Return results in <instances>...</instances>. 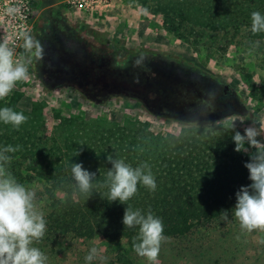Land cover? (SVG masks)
Listing matches in <instances>:
<instances>
[{
	"label": "rangeland",
	"instance_id": "rangeland-1",
	"mask_svg": "<svg viewBox=\"0 0 264 264\" xmlns=\"http://www.w3.org/2000/svg\"><path fill=\"white\" fill-rule=\"evenodd\" d=\"M27 1L34 16L23 24L22 8ZM61 1L0 0V40L10 44L15 41L17 59L30 60L29 80L18 83L10 96L0 100V108L16 99L15 111L23 112L29 118L24 124L35 128L38 135L41 130L42 135L51 137L65 120L70 123L74 118L83 122L93 118L120 122L126 117L145 122L155 133L179 135L191 126L185 119L169 118L174 112L175 100L174 88L169 86L178 83L177 79L181 77L183 82L194 80L198 85H203V81L210 85L226 82L240 97L236 107L242 113L222 118L212 125L229 127L234 121L235 128L244 134L254 119H264V36L259 33L258 38H253L249 27L234 31L229 29L230 26H224L226 22L219 23L222 0H115L102 11L76 8L67 11ZM50 6L61 15L64 23L71 22L76 41L86 51L81 67L92 70L93 79L100 77L99 84L89 85L84 90L75 83L60 88L54 81L46 79L50 74L46 55L54 47H68L70 42L55 27L48 28L50 34L44 31L42 23ZM183 14L189 18L183 19ZM206 19L213 20L211 27H203ZM173 23L179 24L181 31L190 32L188 40L177 36ZM198 29L204 30V34H200V30L196 32ZM22 33L41 41L45 48L43 59L26 56ZM114 48L131 52L149 48L167 56L134 57L124 68L116 65L122 57ZM168 55L176 59L168 58ZM91 60H95V64L92 65ZM137 60L141 61L139 65ZM183 62L205 70L211 76L205 77L198 69L185 67ZM104 83L114 91L104 90ZM178 115H183V111ZM255 126L259 127V124ZM10 129L15 128L11 126ZM5 130L7 128L0 127V132ZM257 138L264 141V136ZM245 146L249 151L253 149L248 144ZM11 166L6 167L12 174L17 173V167ZM19 172L23 176H35L32 180L16 179L36 192L37 205L47 221L44 238L34 246L47 255L48 264H86L85 257L92 247L104 257L102 262L93 261L92 264H148L126 238L114 243L101 234L76 236L68 223L69 228L54 229L49 224V215L56 208L52 204L64 201L68 193L60 186H53L52 181L38 177L37 171L27 164ZM255 232L258 231L242 230L232 211L228 221L221 218L196 225L185 235L166 236L168 239L162 245L159 264H263L264 239Z\"/></svg>",
	"mask_w": 264,
	"mask_h": 264
},
{
	"label": "trees",
	"instance_id": "trees-1",
	"mask_svg": "<svg viewBox=\"0 0 264 264\" xmlns=\"http://www.w3.org/2000/svg\"><path fill=\"white\" fill-rule=\"evenodd\" d=\"M253 11L264 14V0H222L218 12L222 17L218 18V22H226L224 26H230L229 29L234 31L251 28ZM186 16L183 14L181 17L186 19ZM212 22L206 19L203 27H211ZM172 25L178 37L189 39L188 30L181 31L179 24ZM200 34H204V30H200ZM261 34L264 36V33ZM259 35L251 31V37L258 38ZM114 49L122 57L116 65L124 68L134 57L167 56L149 48L136 52ZM168 58L176 59L170 55ZM183 63L185 67L198 69L205 77L211 76L205 70ZM181 79L169 86L175 92L174 112L168 114L169 118L175 121L185 119L191 124L179 135L155 133L145 122L132 117L120 122L104 118L84 122L74 118L70 123L65 120L51 137L42 135L41 130L38 135L35 128H28L26 124L21 125V130H8L11 125L0 122V127L7 128L0 132V149L19 146L17 151L7 153L11 159L6 166L17 167V173H13L15 178L23 181L35 177L23 176L19 172L27 164V167L37 171L38 177L52 181L53 186H60L68 193L64 201L52 204L56 208L49 215V224L54 229L69 228L71 225L76 236L101 234L114 243L126 238L133 245L139 230L125 228L123 224L127 205L118 200L109 202L106 198L109 190L103 186V181L112 167L107 159L109 154L124 159L133 167L144 162L150 165L156 178V190L150 191L141 185L138 194L128 204L134 210L140 209L144 214L150 210L160 217L165 236L188 234L194 226L217 221L223 218L225 211L228 215L233 211L237 202L236 193L242 186L252 183L249 170L245 167L251 156L234 150L232 136L239 131L237 128L228 130L227 126L212 124L242 113L236 107L240 97L223 81L217 85L203 81V85H198L194 80L183 82ZM211 91L215 95L209 98ZM143 100L147 102L146 98ZM16 101L6 103L5 107L17 109ZM179 111H183V115H178ZM201 123L210 124L204 126ZM76 152L79 154L75 155ZM249 152H255V149ZM72 163H82L85 169L96 173L98 187L94 191L98 192H94L88 200L79 193L71 179Z\"/></svg>",
	"mask_w": 264,
	"mask_h": 264
},
{
	"label": "clouds",
	"instance_id": "clouds-1",
	"mask_svg": "<svg viewBox=\"0 0 264 264\" xmlns=\"http://www.w3.org/2000/svg\"><path fill=\"white\" fill-rule=\"evenodd\" d=\"M251 31L253 34L264 33V14L260 11L251 13ZM22 48L27 57L41 60L45 56V48L39 39L28 33H22ZM140 60L136 64H140ZM27 62L17 59L15 44L7 40H0V100H5L12 94L18 83L29 80ZM138 82V80H137ZM214 91L208 93L211 98ZM23 112L15 111L11 107L0 108V122L19 129L28 121ZM243 122V120H241ZM259 124V127L255 125ZM235 128L234 121L228 130ZM264 136V119H254L253 125L244 130V134L235 131L232 136L235 142V151L249 153L251 159L245 163L249 170V179L252 183L242 186L236 193L237 202L233 209L234 217L242 230L247 232H264V141L257 137ZM255 152H249V147ZM19 146H6L0 149V264H48L47 255L38 247L36 242L41 241L47 231V221L36 202V192L20 183L8 170L6 165L11 157L9 152H15ZM79 153L76 152L75 155ZM112 167L108 169L103 186L108 188L109 202L119 201L126 204L123 216L125 228H138V235L133 239L134 251L138 256L145 258L148 264H159V254L162 245L167 242L164 234L163 220L150 210L144 214L140 209H133L128 202L144 186L150 191L157 188L156 178L147 162L133 167L124 159L107 157ZM71 179L79 193L87 200L92 196L96 183V173L85 169L82 163H72ZM102 197H105L102 195ZM223 219L228 221V212ZM101 252L92 247L85 257L86 264L93 261L102 262Z\"/></svg>",
	"mask_w": 264,
	"mask_h": 264
},
{
	"label": "flooded vegetation",
	"instance_id": "flooded-vegetation-1",
	"mask_svg": "<svg viewBox=\"0 0 264 264\" xmlns=\"http://www.w3.org/2000/svg\"><path fill=\"white\" fill-rule=\"evenodd\" d=\"M64 5L67 11H70L72 6ZM52 6L47 10V16L42 23V27L47 34L51 33V28L55 27L58 31L64 34L70 42L68 47H54V49L46 55L47 63L50 66V74L46 76L48 82H55L60 88L69 87V84H78V88L84 90L89 85H96L101 82L100 77L92 78V70L81 67V62L85 59L86 51L83 45L76 41L77 35L73 32L71 22L64 23L61 15H57ZM34 16V15H33ZM66 24L68 27H66ZM50 28V29H48ZM49 47V46H48ZM75 48V50L73 49ZM79 48V49H78ZM79 55V57H77ZM86 57V56H85ZM92 65L95 60H91ZM102 86L104 90H108V84ZM109 93V92H108Z\"/></svg>",
	"mask_w": 264,
	"mask_h": 264
},
{
	"label": "built area",
	"instance_id": "built-area-1",
	"mask_svg": "<svg viewBox=\"0 0 264 264\" xmlns=\"http://www.w3.org/2000/svg\"><path fill=\"white\" fill-rule=\"evenodd\" d=\"M115 0H62V3L73 8L82 10V11H102L110 7ZM22 8V21L23 24H27L30 19L33 17V8L30 7L29 2L23 4ZM32 8V9H31ZM11 44H15V41H12Z\"/></svg>",
	"mask_w": 264,
	"mask_h": 264
},
{
	"label": "crops",
	"instance_id": "crops-1",
	"mask_svg": "<svg viewBox=\"0 0 264 264\" xmlns=\"http://www.w3.org/2000/svg\"><path fill=\"white\" fill-rule=\"evenodd\" d=\"M255 233H259V236H260V238L262 237L263 239H264V232H255ZM257 235V234H256ZM264 264V263H263Z\"/></svg>",
	"mask_w": 264,
	"mask_h": 264
},
{
	"label": "water",
	"instance_id": "water-1",
	"mask_svg": "<svg viewBox=\"0 0 264 264\" xmlns=\"http://www.w3.org/2000/svg\"><path fill=\"white\" fill-rule=\"evenodd\" d=\"M105 85H107V84H105ZM113 91H114V88L113 87L108 90L109 93L110 92H113Z\"/></svg>",
	"mask_w": 264,
	"mask_h": 264
}]
</instances>
